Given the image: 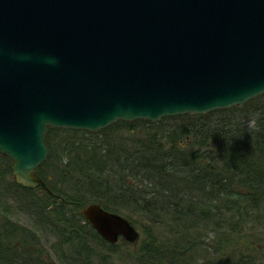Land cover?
Wrapping results in <instances>:
<instances>
[{"label":"water","instance_id":"water-1","mask_svg":"<svg viewBox=\"0 0 264 264\" xmlns=\"http://www.w3.org/2000/svg\"><path fill=\"white\" fill-rule=\"evenodd\" d=\"M262 94L264 0H0V156L23 188H44L49 128L98 132ZM81 215L107 244L140 239L98 204Z\"/></svg>","mask_w":264,"mask_h":264},{"label":"trees","instance_id":"trees-1","mask_svg":"<svg viewBox=\"0 0 264 264\" xmlns=\"http://www.w3.org/2000/svg\"><path fill=\"white\" fill-rule=\"evenodd\" d=\"M167 123L175 125L167 130ZM135 125L168 146L153 135L111 140L114 130ZM45 144L48 158L37 171L47 192L16 185L0 156V264H57L45 260V232L60 264L103 262L97 252L114 245L83 220L91 203L140 227L137 264H264L246 254L258 238H245L248 228L264 231V94L243 107L116 122L97 133L50 128ZM12 209L32 225L13 222Z\"/></svg>","mask_w":264,"mask_h":264},{"label":"rangeland","instance_id":"rangeland-1","mask_svg":"<svg viewBox=\"0 0 264 264\" xmlns=\"http://www.w3.org/2000/svg\"><path fill=\"white\" fill-rule=\"evenodd\" d=\"M125 124H129V123H125ZM130 124H132V123H130ZM174 125H175V123H167V124H165V126H168V127L165 129L168 130V128H172ZM252 125H253L252 122H250L248 124L249 127H251ZM148 131L152 132L151 130H149L145 126L135 125L129 131H126L124 129H121L118 131L114 130L113 133L111 135L110 134L109 135L111 137V140H114V139L118 140V137H119V138L125 139L127 141L133 140L135 142H140V141L143 142V140H145L146 136L153 135L154 137L152 138V140L154 142L159 143V141H164V144H162L163 148H166L168 146L169 143L166 141L165 138L158 137L157 134H155V135L149 134ZM183 142L184 141L182 140L181 144L183 147H185L184 146L185 143H183ZM185 149H191L190 142H188L187 147H185ZM53 169H55V168H53ZM45 175H46V173H45ZM48 178H50V175L48 176ZM11 179L14 182L13 177H12V172H11ZM6 180H7V182L9 181L7 178H6ZM7 182H6V185H7ZM4 183H5V180H4ZM18 193L22 194L21 192H18ZM12 212L13 213L11 215V220L13 222L25 224L26 226H29V227L32 225L33 222L31 220H29V217H27L25 214L21 213L20 211L15 210V209H12ZM134 226L138 230V232L140 233V239H139L138 243L136 245H130V244H127L126 242H124V240L122 241L120 239L118 241V243L116 245H114V249L111 251H106L104 249V252H100L98 249L99 252H97V250H96V252L98 254H104V256L106 257L103 259V262L101 261V262H99V264H137L136 259H134V254H135V252H137L136 249H137L140 241L143 239V234H142L141 229L138 225H134ZM249 234H252L253 237L258 238V242L252 243L253 245L251 247L249 246L248 249H246L247 256L248 255H255L256 257L263 259L264 258V231H262L260 229H258V231H256V230L250 231L249 228L246 229L245 238L247 240H249V238H248ZM40 235H41V237H43V236L48 237V244L47 245L45 244V246L43 245L45 248L44 250L47 251V253L45 255L46 256L45 260L47 262L48 261L51 262L52 260H54L57 264H60V260L57 259V256L54 255V253L49 249V246H48L51 242H54V240H55L53 235L51 233H48V232L47 233L45 232V233L40 234ZM61 250L68 253V254L71 253V251H72L71 249H69V251H68V248H63V249L61 248ZM210 252H213V249H210Z\"/></svg>","mask_w":264,"mask_h":264},{"label":"flooded vegetation","instance_id":"flooded-vegetation-1","mask_svg":"<svg viewBox=\"0 0 264 264\" xmlns=\"http://www.w3.org/2000/svg\"><path fill=\"white\" fill-rule=\"evenodd\" d=\"M38 189H40V191H38V192H41V191L42 192H47L46 187L43 188L42 186H39Z\"/></svg>","mask_w":264,"mask_h":264},{"label":"clouds","instance_id":"clouds-1","mask_svg":"<svg viewBox=\"0 0 264 264\" xmlns=\"http://www.w3.org/2000/svg\"><path fill=\"white\" fill-rule=\"evenodd\" d=\"M53 63H55V61H52Z\"/></svg>","mask_w":264,"mask_h":264}]
</instances>
